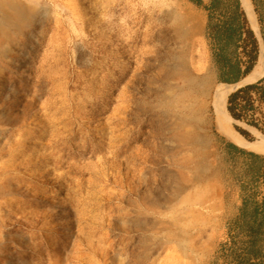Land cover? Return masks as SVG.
<instances>
[{
  "label": "rangeland",
  "instance_id": "obj_1",
  "mask_svg": "<svg viewBox=\"0 0 264 264\" xmlns=\"http://www.w3.org/2000/svg\"><path fill=\"white\" fill-rule=\"evenodd\" d=\"M204 21L188 0H0V264L211 263L240 159Z\"/></svg>",
  "mask_w": 264,
  "mask_h": 264
},
{
  "label": "trees",
  "instance_id": "obj_2",
  "mask_svg": "<svg viewBox=\"0 0 264 264\" xmlns=\"http://www.w3.org/2000/svg\"><path fill=\"white\" fill-rule=\"evenodd\" d=\"M204 11V37L218 82L235 83L253 68L258 40L240 0H188ZM260 22L258 4L251 0ZM226 109L237 121L264 132V78L244 84L227 95ZM243 137L246 129L233 123ZM224 153L240 170L238 213L225 226L210 264H264V153L243 148L217 134Z\"/></svg>",
  "mask_w": 264,
  "mask_h": 264
},
{
  "label": "bare ground",
  "instance_id": "obj_3",
  "mask_svg": "<svg viewBox=\"0 0 264 264\" xmlns=\"http://www.w3.org/2000/svg\"><path fill=\"white\" fill-rule=\"evenodd\" d=\"M241 4L246 11L247 18L251 23L253 29L257 33L259 40V30L258 25L255 18V13L253 11V6L250 0H241ZM261 43V42H260ZM260 60L258 59L259 64H257L256 69L252 71L245 79V81H252L256 79L258 76L264 73V48L261 47ZM231 87L227 83H219L215 89L213 94V107L215 114V126L228 140L232 141L236 145H239L244 148H248L250 150L264 153V137L257 141H247L244 137H242L234 128H233V119L229 116L226 110V98L228 93L230 92ZM60 145V143H59ZM55 154V153H54ZM8 169V168H7ZM52 173V172H51ZM4 187V186H3ZM15 193V192H14Z\"/></svg>",
  "mask_w": 264,
  "mask_h": 264
},
{
  "label": "crops",
  "instance_id": "obj_4",
  "mask_svg": "<svg viewBox=\"0 0 264 264\" xmlns=\"http://www.w3.org/2000/svg\"><path fill=\"white\" fill-rule=\"evenodd\" d=\"M251 1V0H250ZM251 4H252V6H253V3H252V1H251ZM241 6H242V4H241ZM243 8V7H242ZM243 10H244V8H243ZM253 11H254V13H255V16H256V21H257V25H258V30H259V36H260V40H259V37H258V35H256L257 33H255V30L253 29V27H252V25H251V23L249 22V24H250V26H251V28L253 29V31H254V33H255V35H256V37H257V40H258V55H257V59H256V62H255V64H254V66H253V68H252V70L244 77V78H242L241 80H239L238 82H235V83H227V84H229V86H233L232 88V90H235L236 88H238V87H240V86H242V85H244V84H247V83H251V82H254V81H256V80H258V79H260V78H264V73L262 74V75H260V76H258L256 79H254V80H252V81H245L244 82V79L252 72V71H254V69H256V67H257V64H259V62H258V59L260 60V54H261V47H263L264 48V2L260 5V4H258V11H259V17H260V22H259V20H258V17H257V14H256V12H255V10H254V6H253ZM245 12V11H244ZM246 14V13H245ZM247 16V15H246ZM248 19V18H247ZM249 21V20H248ZM261 42V43H260ZM213 66V65H212ZM214 77H215V79H216V81H218L217 80V77H216V71H215V69H214ZM220 83H226V82H220ZM229 94V93H228ZM227 99V98H226ZM227 110V109H226ZM228 112V111H227ZM229 114V113H228ZM230 116V115H229ZM231 117V116H230ZM232 118V117H231ZM233 119V118H232ZM233 121L234 122H241V121H237V120H234L233 119ZM241 123H243L245 126H247V127H251V126H249V125H247L246 123H244V122H241ZM243 128L244 129H246L244 126H243ZM247 130V129H246ZM239 133V132H238ZM240 134V133H239ZM241 135V134H240ZM242 136V135H241ZM243 137V136H242ZM239 146V145H238ZM241 147V146H240Z\"/></svg>",
  "mask_w": 264,
  "mask_h": 264
},
{
  "label": "water",
  "instance_id": "obj_5",
  "mask_svg": "<svg viewBox=\"0 0 264 264\" xmlns=\"http://www.w3.org/2000/svg\"><path fill=\"white\" fill-rule=\"evenodd\" d=\"M240 2H241V0H240ZM242 7H243V5H242ZM244 11H245V9H244ZM245 13H246V11H245ZM247 15V14H246ZM249 20V19H248Z\"/></svg>",
  "mask_w": 264,
  "mask_h": 264
}]
</instances>
